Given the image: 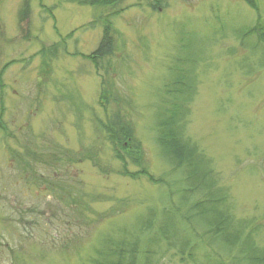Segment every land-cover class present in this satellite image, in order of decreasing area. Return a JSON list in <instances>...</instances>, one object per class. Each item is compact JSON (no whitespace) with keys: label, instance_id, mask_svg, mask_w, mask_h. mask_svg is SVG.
<instances>
[{"label":"rangeland","instance_id":"rangeland-1","mask_svg":"<svg viewBox=\"0 0 264 264\" xmlns=\"http://www.w3.org/2000/svg\"><path fill=\"white\" fill-rule=\"evenodd\" d=\"M114 12L113 54L97 72L85 56L102 37L100 17ZM258 18L264 0H0V264H92L109 239L133 235L144 250L150 231L138 228L193 215L200 194L181 192L155 134L177 66L195 76L185 135L222 188L220 208L264 257V43L243 36ZM54 44L53 57L39 54ZM113 118L133 137L120 147L124 163L95 127ZM94 151L97 165L78 160ZM123 165L170 186L122 175ZM191 226L207 242L196 262L155 241L137 264H236L242 253ZM177 229V240L192 237L185 222Z\"/></svg>","mask_w":264,"mask_h":264},{"label":"trees","instance_id":"trees-1","mask_svg":"<svg viewBox=\"0 0 264 264\" xmlns=\"http://www.w3.org/2000/svg\"><path fill=\"white\" fill-rule=\"evenodd\" d=\"M79 4L89 6H113L122 0H77ZM116 12L111 14H105L100 17L102 27V37L93 50V52L85 56L89 62L93 65L95 70L98 72L103 63V59H108L113 54L114 48V37L111 19L115 16ZM254 35L259 42L264 43V24L261 19L258 18L256 24L246 29L245 34ZM70 35V34H69ZM67 35V38L69 37ZM56 44L49 48L43 47L39 50L41 56L48 55V58L53 57L56 52ZM9 64V63H8ZM172 77L164 84L166 98L162 100L160 109H157L155 115V134L156 142L159 148V152L166 162H168L172 169L177 168L180 172L177 182L179 184L181 192H187L189 197L191 193H199L200 199L191 206L193 215L186 218H180L181 220H175V214H169L162 216L157 228H151V226L138 228L142 234L146 231H150V238L147 241V247L144 250H140L137 239L134 240V236L130 238L123 236L121 241H114L109 239L105 242V251L99 258L93 259L92 264H137L139 260L152 257V250L150 247L155 242L156 244L165 243L164 245L168 248L177 250V255H180V259L185 261L184 256L190 259L192 262H196L193 255V249H203L205 240L197 237L191 224L199 225L202 230L201 236L208 237L212 241H222L229 245V249L225 248V251L229 255H232L231 251L236 249L242 255L232 258V261L237 259L236 264H264V257L260 256L261 249L253 246L250 235L248 237L241 236V228H243L242 222H236L232 215L228 212V207L223 205L224 197H219L222 192V188L217 187L216 180L213 175L212 168L210 167L208 159L204 156L203 152L198 150L195 143L186 137L185 129L187 124V117L189 115V103L195 93V76L191 75L189 70H185L182 67H175L171 69ZM103 80V78H102ZM104 90L100 94V103L103 106L104 101ZM118 119H111L109 122L102 124L100 127L95 123L97 129H102L104 136L109 143H112L115 148L119 150L116 154L118 160L125 162L124 154L122 153L123 143L128 139H131V130L121 131L118 128ZM2 129L4 125H0ZM121 138V139H120ZM133 139V137H132ZM131 139V140H132ZM123 155H121V154ZM65 155V154H64ZM66 156V155H65ZM97 152H88L87 155H81V159H88L95 165L98 164ZM66 160L73 163L76 161L73 157L66 156ZM122 175H129L132 178H136L137 174H143L147 177L150 182L157 185L170 184L163 178H154L145 169L140 172L130 173L123 165V169L120 172ZM174 188V187H172ZM217 195V197H216ZM187 197V199H188ZM186 203L184 200L181 204ZM190 212V209L188 210ZM145 218V217H144ZM142 218L140 222L144 219ZM145 220L150 221L149 216ZM185 222L189 225V233L192 237H187L184 240H177L175 238L177 234V223ZM235 221V224H234ZM139 222V223H140ZM147 222V221H146ZM191 223V224H190ZM246 237V238H245ZM118 240V239H117ZM179 242L178 245L175 244ZM212 244V243H211ZM103 246V245H102ZM230 250V251H229ZM191 252V253H190ZM187 255V256H186ZM205 260L210 263L211 259L209 255H206ZM226 260V259H225ZM225 260L221 257V261L216 264H225Z\"/></svg>","mask_w":264,"mask_h":264},{"label":"water","instance_id":"water-1","mask_svg":"<svg viewBox=\"0 0 264 264\" xmlns=\"http://www.w3.org/2000/svg\"><path fill=\"white\" fill-rule=\"evenodd\" d=\"M263 163H264V161H263Z\"/></svg>","mask_w":264,"mask_h":264}]
</instances>
